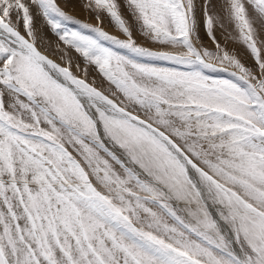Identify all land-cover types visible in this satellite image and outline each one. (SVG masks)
Here are the masks:
<instances>
[{
  "label": "snow or ice",
  "instance_id": "6c2138e0",
  "mask_svg": "<svg viewBox=\"0 0 264 264\" xmlns=\"http://www.w3.org/2000/svg\"><path fill=\"white\" fill-rule=\"evenodd\" d=\"M82 6L95 26L0 0V264H264V0ZM36 15L107 89L40 50Z\"/></svg>",
  "mask_w": 264,
  "mask_h": 264
},
{
  "label": "rangeland",
  "instance_id": "374dc122",
  "mask_svg": "<svg viewBox=\"0 0 264 264\" xmlns=\"http://www.w3.org/2000/svg\"><path fill=\"white\" fill-rule=\"evenodd\" d=\"M59 1H58V3L60 4V6L66 12H68L70 15H73L74 17H76L77 19H79L85 23L92 24L93 26H95L97 24V21L95 19L94 14H91L89 11H87L82 6L84 0H78L79 4L81 6V11L83 12V14H80V10L75 11V10L68 9V7H67L68 4H67L66 0H59ZM119 2L122 5L121 10H122L123 14L125 15V17L130 19V17L128 16L127 9L123 8V0H119ZM215 2L217 4V7H219L220 3H222V0H215ZM198 18L201 21L203 20L202 15L199 13H198ZM36 20H38L42 23V24H38V25H40V26L44 25V27L46 28V34L48 35L50 40L53 41V43H54L53 47H54V51L56 52V56L61 59L62 56H65V53L67 54L65 56V59H61V61L64 64L61 66H65L66 60L71 59V61H72L71 70L73 71V74L77 75L79 78H86L88 83L93 84V86H95L101 90H105L109 87L108 83L100 75V73L98 72L96 67L94 65H87L86 61L84 60V58L79 53H77L73 48L65 45L62 41H60L59 36L52 32V30L47 26L46 21L42 16L36 15ZM101 26L104 28L105 31L109 32V34L116 35L120 38H124L123 35L121 34V32L116 27H114V25L110 22L107 15L103 16V23L101 24ZM229 27H231V26H229ZM69 28L75 29V30H81V29H79L78 25H69ZM38 32H39V35H42V33L39 29H38ZM199 34H200L201 40L203 42V46L206 47L210 51H215L216 50L215 45L206 35L205 29H204L202 23H201ZM214 34L216 36V39L220 42V44L222 46H225L227 48V50L230 52V54L234 52L237 55V57L241 60V62L245 64L246 67H253V68L256 67L253 58L249 55V53L247 52L244 45H242L238 41H235L232 39H229L226 43L224 36L222 35V32L219 28L215 29ZM133 35H134V37L138 43L144 44L145 46L152 47V48H159L158 45L148 43L139 33H137L135 31V26H133ZM232 35L236 36L237 33L233 32ZM262 35H264V33H262ZM166 50L175 51L174 49H171V48H168ZM77 65H79V68H77ZM169 66H171V65H169ZM85 68L87 70L86 76H85V72L82 71V69H85ZM181 70H185V69L181 68ZM232 70H234V69H230V71H232ZM208 74L213 76V78H230L227 75V73H223V72L222 73H208ZM93 78H94V81H93Z\"/></svg>",
  "mask_w": 264,
  "mask_h": 264
},
{
  "label": "bare ground",
  "instance_id": "6f19581e",
  "mask_svg": "<svg viewBox=\"0 0 264 264\" xmlns=\"http://www.w3.org/2000/svg\"><path fill=\"white\" fill-rule=\"evenodd\" d=\"M66 2L68 4V6H67L68 9L75 10V11L80 10V14H83V12L81 11V6H80L78 0H66ZM33 11L35 12V9ZM38 24H42V23L40 21L36 20V27H37V29H39L41 31V33H42L41 36L45 38L43 40L42 44L39 45L40 50L45 52L46 55H49V58L53 59L55 62L60 63L61 65H64L63 62L61 61V59L56 56V52L54 51V47H53L54 43H53V41L50 40V38L46 34V28L44 27V25L40 26Z\"/></svg>",
  "mask_w": 264,
  "mask_h": 264
}]
</instances>
